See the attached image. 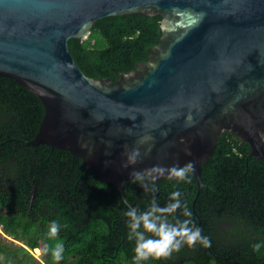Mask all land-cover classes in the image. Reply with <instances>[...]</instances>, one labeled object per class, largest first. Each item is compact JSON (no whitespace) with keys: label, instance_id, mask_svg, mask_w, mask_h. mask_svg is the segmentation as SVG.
<instances>
[{"label":"water","instance_id":"95a60500","mask_svg":"<svg viewBox=\"0 0 264 264\" xmlns=\"http://www.w3.org/2000/svg\"><path fill=\"white\" fill-rule=\"evenodd\" d=\"M131 13L161 17L148 58L117 80L85 74L68 40ZM0 75L44 106L29 144L70 151L121 192L191 162L194 203L224 131L264 159V0H0Z\"/></svg>","mask_w":264,"mask_h":264},{"label":"trees","instance_id":"16d2710c","mask_svg":"<svg viewBox=\"0 0 264 264\" xmlns=\"http://www.w3.org/2000/svg\"><path fill=\"white\" fill-rule=\"evenodd\" d=\"M160 19L143 13L106 16L95 21L83 41L70 38L68 47L85 74L117 80L121 71L148 58L161 35ZM43 114L39 97L0 75V225L3 233L26 243V249L15 248L10 256L0 239L4 261L20 260V252L33 261L31 253L38 251L49 264H57L46 248L62 242L58 264H133L135 241L127 239L129 218L124 213L130 207L148 210L153 197L165 206L170 193L179 191L182 207L169 221L190 219L211 246L185 244L171 256L145 264H264V159L251 155L248 143L236 134L219 136L202 164V186L193 203L197 183L192 171L185 180L153 181L143 174L139 181L132 175L121 192L70 151L29 144ZM142 183H154L155 189L145 190ZM185 209L191 217L183 215ZM54 220L61 228L49 237ZM257 243L261 247L254 250Z\"/></svg>","mask_w":264,"mask_h":264},{"label":"clouds","instance_id":"9594fccd","mask_svg":"<svg viewBox=\"0 0 264 264\" xmlns=\"http://www.w3.org/2000/svg\"><path fill=\"white\" fill-rule=\"evenodd\" d=\"M138 156V150L133 149L128 155V161L134 162ZM126 166V165H125ZM161 175L164 173L163 168L158 166L154 169ZM192 170V163L189 162L183 167H173L170 170L171 176H175L180 180L187 178V173ZM136 180L143 181L144 175L142 173H134ZM157 177L153 176V181ZM145 190H154L155 184L146 185L141 184ZM181 193L173 191L170 193V202L165 206H160L156 198L153 197L148 210L140 211L135 207H130L124 215L128 217V240H134L135 246L133 248L134 255L132 257L133 264H145L151 259L167 258L173 252H178L186 244L189 247L200 243L204 247L211 246V240L206 235H202L200 227L193 224L190 219L179 220L176 222L169 221V215L176 212L178 208L182 207L180 200ZM185 217H191V212L184 210ZM61 225L57 221H52L48 236L56 237L60 231ZM151 234V235H149ZM261 245L254 244V250H259ZM46 251L51 252V257L57 262L63 259L64 245L62 242L57 243L54 248Z\"/></svg>","mask_w":264,"mask_h":264},{"label":"rangeland","instance_id":"374dc122","mask_svg":"<svg viewBox=\"0 0 264 264\" xmlns=\"http://www.w3.org/2000/svg\"><path fill=\"white\" fill-rule=\"evenodd\" d=\"M0 239H3L4 244L7 246L8 250H9V255L13 256L14 252L13 249L18 248V247H23L24 249H26L25 247V242L23 240L14 238L13 236H9L5 233H3V231H0ZM31 253V252H30ZM32 257L34 258L33 261L28 259V256L25 255L24 252H20L18 253L17 256H19L20 260L16 261L15 259L11 260H7L4 261L3 260V254H0V256L2 255V257H0V264H49L47 262V260L43 259V257L41 256V254H39L38 251H33Z\"/></svg>","mask_w":264,"mask_h":264},{"label":"built area","instance_id":"2783aa9c","mask_svg":"<svg viewBox=\"0 0 264 264\" xmlns=\"http://www.w3.org/2000/svg\"><path fill=\"white\" fill-rule=\"evenodd\" d=\"M0 231H2V229H1V225H0Z\"/></svg>","mask_w":264,"mask_h":264}]
</instances>
